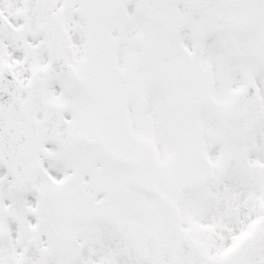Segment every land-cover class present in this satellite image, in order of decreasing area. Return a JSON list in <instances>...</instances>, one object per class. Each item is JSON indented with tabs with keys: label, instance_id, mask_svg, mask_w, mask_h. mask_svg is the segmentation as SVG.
I'll list each match as a JSON object with an SVG mask.
<instances>
[{
	"label": "snow or ice",
	"instance_id": "snow-or-ice-1",
	"mask_svg": "<svg viewBox=\"0 0 264 264\" xmlns=\"http://www.w3.org/2000/svg\"><path fill=\"white\" fill-rule=\"evenodd\" d=\"M0 264H264V0H0Z\"/></svg>",
	"mask_w": 264,
	"mask_h": 264
}]
</instances>
